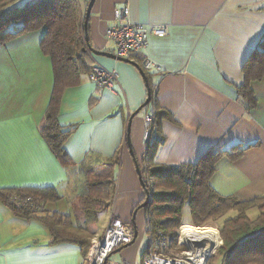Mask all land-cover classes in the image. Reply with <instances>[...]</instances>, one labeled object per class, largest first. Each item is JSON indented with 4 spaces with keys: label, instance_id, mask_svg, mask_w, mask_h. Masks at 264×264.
<instances>
[{
    "label": "crops",
    "instance_id": "1",
    "mask_svg": "<svg viewBox=\"0 0 264 264\" xmlns=\"http://www.w3.org/2000/svg\"><path fill=\"white\" fill-rule=\"evenodd\" d=\"M88 2L78 0L82 25ZM122 6L134 24L167 28L162 37L149 33L143 52L161 70L144 72L139 53L121 60L82 50L89 67L114 69L117 77L110 90L85 71L63 89L57 120L73 128L64 142L68 166L40 132L53 87L51 61L40 48L43 30L22 32L0 46V264H84L90 239L113 217L131 224L134 240L113 250L104 264H140L149 240L147 212L135 206L146 194L140 171L151 164L145 151L153 138L163 142L152 164H194L220 150L212 188L242 200L264 195V65L258 56L264 0H93L86 24L91 48L116 55L106 31L115 24L114 8ZM147 95L149 102L127 126ZM146 116L154 122L147 139ZM237 144L243 151L231 158ZM84 160L110 166L112 184L108 205L81 230L76 221L84 220V174L77 171ZM74 173L77 187L70 182ZM47 188L57 199L35 193ZM13 194L41 201L42 208L31 217L16 215L4 201ZM186 214L182 224L191 226L188 205ZM52 215L69 218L84 240L52 241L38 218Z\"/></svg>",
    "mask_w": 264,
    "mask_h": 264
},
{
    "label": "trees",
    "instance_id": "2",
    "mask_svg": "<svg viewBox=\"0 0 264 264\" xmlns=\"http://www.w3.org/2000/svg\"><path fill=\"white\" fill-rule=\"evenodd\" d=\"M12 1L0 0V46L10 37L22 32L38 28L43 30L40 48L50 58L53 87L40 132L54 155L64 166H68L71 163L64 142L73 128L58 123L57 104L63 89L76 84L80 73L88 72L91 68L83 59L84 35L78 0H26L21 5ZM10 24H14L13 29L7 28ZM258 56L264 65V48L258 51ZM246 64L249 65V62H245ZM150 125L152 131V120ZM162 142L163 138L159 137L147 143L145 156L151 164L140 171V179L147 193L135 208L141 207L145 199H148L144 205L148 236L153 240L162 238L166 241L160 249L162 251L167 252L168 247L176 246L175 229L183 222L182 208L187 203L191 225L203 226L222 218L218 225L223 238V244L218 248L222 264H264V195L242 200L235 196H221L212 188L209 179L223 152L220 150L207 152L194 164H152L157 147ZM234 148L235 151L229 154L231 158L239 156L243 151L238 144ZM111 163H116V159ZM79 170L84 174L81 193V217L84 220L76 222L79 226L77 228L86 230L89 229V222L85 219L91 216V220H94L109 203L111 169L105 163L96 166L84 160L79 164ZM35 193H39L44 199H57L52 188L36 190ZM6 197L4 196V201L16 215L31 217L39 211L35 207L17 205L11 200L9 202ZM252 208H255L258 215L249 219L246 212ZM229 212L233 214L228 216ZM38 218L46 225L54 242H80L86 237L63 215Z\"/></svg>",
    "mask_w": 264,
    "mask_h": 264
},
{
    "label": "built area",
    "instance_id": "3",
    "mask_svg": "<svg viewBox=\"0 0 264 264\" xmlns=\"http://www.w3.org/2000/svg\"><path fill=\"white\" fill-rule=\"evenodd\" d=\"M128 15L129 9L127 6L115 7L113 10L115 24L106 31L108 39L113 43L116 56L127 58L131 54H142L140 67L144 72L160 71V64L145 56L143 52L148 44L149 33L162 37L166 35L167 28L158 25L149 31L142 25L129 21ZM87 77L98 87L112 90L117 72L114 69H106L101 65H93L88 71ZM145 118L147 122L152 119L151 116ZM150 131L151 128L147 127L146 139L149 137ZM11 201L17 205L30 208H42L40 202L29 196L13 194ZM181 225L177 229L174 252L169 253L160 250L166 244V241L158 237V239L153 240L149 236V247L142 256L140 264H209L214 251L222 244L218 227L207 225L212 230L205 232L204 235L191 234L190 236H183L185 232L180 229ZM133 240L134 231L131 224L113 217L108 221L101 234L90 239L84 264H104L107 256L113 250L129 244ZM181 246L184 248L181 249Z\"/></svg>",
    "mask_w": 264,
    "mask_h": 264
},
{
    "label": "rangeland",
    "instance_id": "4",
    "mask_svg": "<svg viewBox=\"0 0 264 264\" xmlns=\"http://www.w3.org/2000/svg\"><path fill=\"white\" fill-rule=\"evenodd\" d=\"M7 28H9V29H13L14 28V24H10ZM42 33H43V31H42ZM97 166V165H96ZM79 170V169H78ZM93 170H94V168H93ZM77 173L78 174H82V171H77ZM78 176H77V174H71V180H70V182L71 183H73L74 185H76V187H77V185L79 186V184L80 183H78L77 181H76V179L75 178H77ZM80 179H82V182L84 183V178H80ZM81 182V181H80ZM49 206H50V204H49ZM186 209H187V203H184V206H183V208H182V221H187L188 219H189V216L186 214ZM255 208H252V209H250L249 210V212L247 211L246 213H247V215H248V218L249 219H254L257 215H258V212L256 211V210H254ZM230 214H233V212H229L228 213V216L230 215ZM91 216H89L88 218H86L85 219V221L87 220V222H90L91 221V218H90ZM222 220V218H219L218 220H215V221H210L209 223H207L206 225H203L205 228L207 227V225H214V226H217L218 227V225L220 224V221ZM186 226V225H185ZM185 226H183V227H185ZM183 227H181V228H183ZM188 227H194V226H188ZM194 228H197V229H202L203 227H194ZM177 229H178V227L175 229V232H176V234H177ZM222 235V234H221ZM220 235V236H221ZM222 244H223V238H222ZM222 244H221V246H222ZM184 247L183 246H181V249H183ZM175 251V248H174V246H171V247H168V249H167V252H169V253H171V252H174ZM219 252H218V249H216L215 251H214V253H213V255H212V257L210 258V260H209V264H222V261H221V259H220V254H218Z\"/></svg>",
    "mask_w": 264,
    "mask_h": 264
},
{
    "label": "water",
    "instance_id": "5",
    "mask_svg": "<svg viewBox=\"0 0 264 264\" xmlns=\"http://www.w3.org/2000/svg\"><path fill=\"white\" fill-rule=\"evenodd\" d=\"M92 3H93V0H89V2L87 3L86 9H85L84 21H83V25H82V29H83V32H84L85 47H83L82 50L84 51L87 48L93 54L106 55V56H109V57H112V58L126 60V58L119 57V56H116V55L108 53V52L97 51V50H95V49L90 47V45L88 43V40H87V35H86V24H87V18H88L90 7H91ZM149 99H150V97H149V95H147V98L145 99V101L134 112H132V114L130 115V117L128 119V125L127 126H129L132 117L136 113H138L144 106H146V104L149 102ZM146 193H147V191H146ZM147 201H148V199L146 198L145 201L143 202L142 206L146 205Z\"/></svg>",
    "mask_w": 264,
    "mask_h": 264
},
{
    "label": "bare ground",
    "instance_id": "6",
    "mask_svg": "<svg viewBox=\"0 0 264 264\" xmlns=\"http://www.w3.org/2000/svg\"><path fill=\"white\" fill-rule=\"evenodd\" d=\"M183 226V225H182ZM181 226V227H182ZM195 227V226H194ZM194 227H188L185 226L183 228H180L183 232H185L183 234V236H190L191 234H200V235H204L205 232H210L212 229H210L209 227L205 228L204 226H196V227H203L202 229H197Z\"/></svg>",
    "mask_w": 264,
    "mask_h": 264
}]
</instances>
